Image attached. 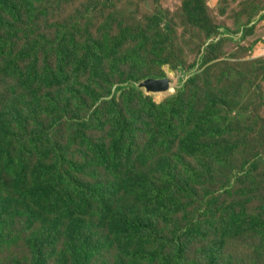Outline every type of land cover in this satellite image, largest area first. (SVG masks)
Masks as SVG:
<instances>
[{
  "label": "rangeland",
  "instance_id": "rangeland-1",
  "mask_svg": "<svg viewBox=\"0 0 264 264\" xmlns=\"http://www.w3.org/2000/svg\"><path fill=\"white\" fill-rule=\"evenodd\" d=\"M37 8L29 26V13ZM58 27L69 28L77 53L72 85L29 84L25 76H40L46 54L40 50L51 51ZM103 36L106 55L119 66L106 89L80 64L85 40L101 43ZM143 73L167 77L173 91L146 93L137 86ZM193 75L195 97L190 96ZM105 76L99 71L95 78ZM210 92L222 100L223 117L214 118V106L219 107L208 102ZM176 98L185 109L173 112L170 121L166 110L160 121L161 105ZM116 113H123L134 131L133 142L126 138L133 143L126 151L123 144L112 146L120 123ZM191 127L197 128L199 140L182 149L176 136ZM198 142L220 152L196 154ZM101 143L117 148V161L136 164V170H159L148 176L153 175L156 188L145 195L136 192L132 173L115 181L103 166L112 164L114 153L101 163L94 156ZM8 157L13 173L24 170L27 188L43 181L52 190L37 216L6 224L0 264H34L31 240L39 237L42 264H115L121 251L138 247L159 248L162 257L178 264H264V0H0V164ZM210 159L216 161L213 173L202 175L199 169ZM93 172L95 181L105 184L90 195L103 198L78 205ZM233 204L243 219L226 220V208ZM85 207L95 210L83 213L95 221L88 232L94 252L76 258L81 236L72 223ZM134 211L147 223L143 229L111 223V217L138 216ZM149 213L154 214L151 221ZM254 214H260L256 222Z\"/></svg>",
  "mask_w": 264,
  "mask_h": 264
},
{
  "label": "trees",
  "instance_id": "trees-1",
  "mask_svg": "<svg viewBox=\"0 0 264 264\" xmlns=\"http://www.w3.org/2000/svg\"><path fill=\"white\" fill-rule=\"evenodd\" d=\"M38 8L34 12L29 13V20L28 25L31 26L34 24L35 17L38 16L37 14ZM69 28L67 27H58L57 29V36L54 39H51L50 44V52H46V49L40 50L45 52L46 54L43 57L41 70L42 73L40 76H36L34 73L31 75L30 78L25 76V80L28 81L29 84L34 83L36 80H49V81H56L58 83H68V85H72L70 82L72 80V68H73V60L77 56V53L74 51V49L71 46L70 43V36L72 35L69 33ZM106 40L105 36L101 37V43L97 42L96 39L94 41H91L90 38L85 40V51L81 55V62L80 64L84 65L85 70L89 68V71H92L94 73V77L91 78L93 81H96L98 85L102 89H106V85L110 82V77L114 75H118V65L109 57L106 55L105 50ZM6 49L10 52L11 50L9 47H6ZM39 51V53H40ZM49 51V50H48ZM6 55H11V53L3 52ZM39 53L37 55V52L34 56V61L36 65L39 67L40 65V58ZM54 54V55H52ZM37 56V57H36ZM136 57L141 56H135L131 59H135ZM18 57H14L13 59H17ZM36 59V60H35ZM126 59V58H125ZM108 60V64L106 65L107 68L104 66V61ZM11 62L8 61L5 63V68H11ZM104 69H108L107 72L103 71ZM99 71L101 73H104L106 75L105 77H98V80H96L95 77L99 75ZM18 72V71H17ZM109 72V73H108ZM148 73H143L139 77H145L149 76ZM150 77V76H149ZM195 78H197V75H193L190 78V81H192L191 85V95L192 97H195ZM117 79L113 83H117ZM112 84V82H111ZM133 85V84H132ZM122 88V86H121ZM110 92V90H109ZM108 94V92L106 93ZM180 96H183V93L180 94ZM178 96L177 98H179ZM177 98L174 99V101L166 102V104L161 105V109L164 111V115H161V120L164 119V116L166 114V110L168 111V119L169 121L172 119V113H176L181 109H185L184 105L182 103H177ZM99 99V96L96 97V101ZM208 102L210 104H216L218 105L219 109L214 106L215 109H213L212 113H215L214 118L218 119L220 117H223L222 114H224L221 110L222 104H218L219 102H222L218 98V94H213L210 92L208 94ZM213 102V103H212ZM194 101L191 102L193 104ZM152 107H157V105L153 102L151 103ZM140 108V107H138ZM137 108V109H138ZM116 115L120 116V123L118 124L116 130L114 131V137L115 142L113 143V147L117 146V144H123L122 150L126 151L129 146H132L133 143H128L126 141V138H129L131 142H133L134 137V131L130 127V125L126 122V120L123 118V113H116ZM210 116H205V118L209 119ZM179 121L181 123H185V120L183 117H178ZM112 118H108V121L111 123ZM224 120V118H223ZM82 124H86L85 120L81 121ZM196 127H199V123L195 124ZM178 138L183 142L182 149L185 148V144L189 148L193 147L195 140H199V132L197 128L191 127L187 131H184L182 133L177 134ZM211 146V145H210ZM113 152L115 155V160L112 162L111 165H103L106 169H109L114 174V180L125 178L129 174H133L134 180L131 181V184L133 185V188L138 193H144L148 194L152 192L156 188V182L153 178V175H151L149 178L151 172L159 171L156 168H154L153 171H149L147 173L142 172L141 170H136L137 165L136 164H125L122 160L117 161V148L111 149L109 147H106L104 143H101L97 145L96 152H95V158L98 159V163L104 162L109 155V152ZM207 151H211L213 155L218 154L219 152H216L215 150L205 149L203 144L200 142L197 143L195 152L197 153H204ZM126 154L125 152H123ZM219 156V155H218ZM215 162L214 160L210 159L208 162H205L201 166V169H199L200 173L202 175H212L213 170L215 168ZM221 172V171H220ZM223 172V171H222ZM161 174V172H160ZM162 175V174H161ZM228 175V174H227ZM227 175H220L223 178H225ZM4 176V183L0 181V236L6 235V232L4 231L6 224L11 223L13 219H16L20 216H26V219H32L35 216H37L38 210L44 208L43 200L48 198V194L52 190V185L48 184L47 182H39L36 185H32L30 188L26 187L25 182V174L24 170L21 169L15 173L12 172V158L8 157V160L6 162H3L0 164V177ZM92 176L94 177V180H88L85 181V186L89 190H86V188L83 189L82 197L78 199V205L84 204L90 206L91 201L95 196H102L101 194H94L90 195L92 193H95L99 188L104 185L105 183L102 181H95V172L92 173ZM163 176V175H162ZM177 178L178 180H182L178 175L174 177V179ZM165 178L163 177V180ZM113 181V180H112ZM111 181V182H112ZM177 181H174L176 183ZM10 185V186H7ZM80 188V185H76ZM179 188V186L174 187V193L176 194V190ZM14 192H17L18 195L14 196ZM73 193L70 194V200H75V191L72 189ZM90 195V196H89ZM103 198V196H102ZM158 201L157 199L152 200V202ZM67 204V201L64 202L63 207H65ZM147 205V204H146ZM165 206L163 207V210H165ZM80 216L76 217V221L72 223L73 228L79 232L81 236V245L77 249L76 252V258L79 257H85V256H92L94 252V244H92L89 241L88 238V232L90 230H93L94 227V220L87 219L83 217V213L90 212L91 215H93L94 209H87L86 207L83 209H80ZM99 211H104L103 208H98ZM133 216H136L132 219H123L118 217H111V223L113 222L115 224V227L117 228H123V229H130L132 227H136L139 229H143L144 226H147V223L145 224L138 211H134ZM243 212L237 208L236 204H233L232 206L226 208L225 215L226 220L230 221H236L239 218L243 219ZM153 213H149L146 215V218L148 220H153ZM248 217L245 218L244 222L248 223ZM254 222H256L258 219H260V214H254L251 215ZM238 226H235L234 229H238ZM138 229V230H139ZM157 230H154L153 233H155ZM9 235H12V232L9 233ZM8 235V236H9ZM156 237L159 236V231L155 233ZM108 242H113L112 237H107ZM31 244L34 247L33 257L35 259L34 264H42V239L41 237L32 239ZM96 245V244H95ZM141 260V261H139ZM157 261H161L162 263L166 264H178L177 261H174V258L172 257V260L163 255L161 256V249L157 248L152 251H145L141 248H135L131 250H123L120 253V257L118 258L117 262L115 264H136V262L141 264H156ZM169 261V262H168ZM114 264V263H109Z\"/></svg>",
  "mask_w": 264,
  "mask_h": 264
},
{
  "label": "water",
  "instance_id": "water-1",
  "mask_svg": "<svg viewBox=\"0 0 264 264\" xmlns=\"http://www.w3.org/2000/svg\"><path fill=\"white\" fill-rule=\"evenodd\" d=\"M137 86L143 89L146 93L167 92L170 90V80L167 77H147L138 82Z\"/></svg>",
  "mask_w": 264,
  "mask_h": 264
},
{
  "label": "bare ground",
  "instance_id": "bare-ground-1",
  "mask_svg": "<svg viewBox=\"0 0 264 264\" xmlns=\"http://www.w3.org/2000/svg\"><path fill=\"white\" fill-rule=\"evenodd\" d=\"M173 91V87L172 85H170V90H168L167 92H172ZM162 95V93H160Z\"/></svg>",
  "mask_w": 264,
  "mask_h": 264
}]
</instances>
